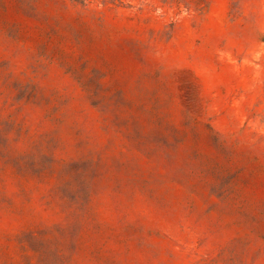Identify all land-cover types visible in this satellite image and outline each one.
Here are the masks:
<instances>
[{"label": "rangeland", "instance_id": "obj_1", "mask_svg": "<svg viewBox=\"0 0 264 264\" xmlns=\"http://www.w3.org/2000/svg\"><path fill=\"white\" fill-rule=\"evenodd\" d=\"M0 264H264V0H0Z\"/></svg>", "mask_w": 264, "mask_h": 264}]
</instances>
